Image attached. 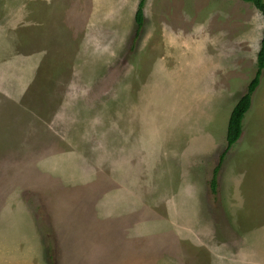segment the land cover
<instances>
[{
    "label": "rangeland",
    "instance_id": "rangeland-1",
    "mask_svg": "<svg viewBox=\"0 0 264 264\" xmlns=\"http://www.w3.org/2000/svg\"><path fill=\"white\" fill-rule=\"evenodd\" d=\"M139 2L0 0V242L25 257L0 243V264H61L65 240L109 224L94 253L144 241L140 264H162L170 235L185 239L175 264L240 250L223 264H264V70L211 188L263 16L243 0H146L136 35ZM196 196L205 212L185 224L174 208Z\"/></svg>",
    "mask_w": 264,
    "mask_h": 264
},
{
    "label": "crops",
    "instance_id": "crops-1",
    "mask_svg": "<svg viewBox=\"0 0 264 264\" xmlns=\"http://www.w3.org/2000/svg\"><path fill=\"white\" fill-rule=\"evenodd\" d=\"M194 196L195 195L192 196V199ZM197 207H199V209H201V210H197ZM82 211L83 210H81L79 212L83 216L92 217L90 213L86 215V214L82 213ZM174 212L176 214L175 215L176 218L181 216L183 222L185 224H189L191 221H194L195 219H199L200 216L202 214H204L205 207H204L203 203L199 200V198H197V196H196V199L194 200L193 206H191V208L185 209V208H183V206L181 204V208L179 210H176L174 208ZM96 219L99 220V218H96ZM172 225L173 224L171 223V227H172ZM63 226H64V224H62V223L59 225V227L62 229V231L64 233L65 230H64ZM109 226H110L109 228H107V229L105 228V230L103 229L102 231H101L102 228L99 226V228H101V229H99V228L94 229L93 230V236H92V234H86V235L82 236L80 240L75 239L72 242L71 240H69L67 238L69 240V242L67 240H65V242L63 244V248H64V252H65V258H64V260H61V264H89V261H91L92 264H109L111 262H116L117 260L119 261L117 264H140V261H141L140 253L146 252L144 241L140 245L141 249H140L139 253H135V250L133 248H132L133 252H131V248L130 249L128 248L127 251H129V254L128 255H122V257H116L114 250H113L114 256L110 252H109V254L105 253L103 255L97 254V252L94 253L93 250H98L100 247L98 245V241H101V240H100V238H97L98 237L97 235H99L101 233H106L108 235V237H110L109 234L111 232L113 234L114 229L112 228V226L110 224H109ZM176 231L179 232V230H176ZM90 237H93V239H91ZM156 238H159V237H156ZM94 239H96L94 241V244L92 245L93 246L92 251L94 254H91V255L82 254L81 253L82 246L84 247V245L86 243H89L90 240H94ZM148 239L149 238H145V240H148ZM161 239L162 240L156 241L155 246L162 253V256H161L162 264H175L176 256L180 254L179 246L182 245V243L185 239L181 240L180 238L171 237L170 235H168V238H161ZM108 241L111 242L112 246L116 243L115 240H113V241L108 240ZM108 241H107V243H109ZM0 243L2 245H7V247L11 246V252H12L11 255L12 256L20 254V253H14V252H19L17 249L14 248V246L17 244V243H15V241L11 240V241H6L5 243H2V242H0ZM203 245L205 246L206 244L203 243ZM17 246H19V245L17 244ZM125 246L127 247L128 245H125ZM7 247L2 248L0 250V253H5L3 250H5ZM105 248H106V245L104 244V247L102 248V250ZM27 254H28V256L30 255V249H27ZM4 255H6V254H2L0 257L3 258ZM20 255L22 256L23 259H25L23 254H20ZM226 255L227 254L221 253L219 255V259L212 261V264H223L224 260L232 259V258H240V257L245 258L243 251H241V250L237 256H235L233 254L230 257L226 258ZM30 256H32V255H30ZM32 258H30L29 260H32ZM125 258L129 259L128 263L124 261ZM200 261L202 262V264H206L207 262H209L206 259L200 260ZM114 264H116V263H114ZM182 264H193V262H189L186 259Z\"/></svg>",
    "mask_w": 264,
    "mask_h": 264
},
{
    "label": "trees",
    "instance_id": "trees-1",
    "mask_svg": "<svg viewBox=\"0 0 264 264\" xmlns=\"http://www.w3.org/2000/svg\"><path fill=\"white\" fill-rule=\"evenodd\" d=\"M243 1L252 3L260 11L264 19V0H243ZM145 4H146V0H140L136 11V15H135L137 22L136 35H139L144 22ZM263 70H264V33L261 39L260 48L257 55V69L255 75L250 81L246 89V92L238 100V102L236 103L230 114V118L228 122V130H227V145L225 147V150L222 152L220 156L219 164L214 169V175L211 179V188L213 192H216L217 174L220 169V164H222V162L224 161L227 152L233 147V145L240 139L242 135L243 120L245 114L252 105V96L260 84Z\"/></svg>",
    "mask_w": 264,
    "mask_h": 264
}]
</instances>
